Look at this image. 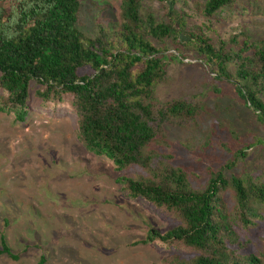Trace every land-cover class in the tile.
I'll use <instances>...</instances> for the list:
<instances>
[{"label": "rangeland", "instance_id": "obj_1", "mask_svg": "<svg viewBox=\"0 0 264 264\" xmlns=\"http://www.w3.org/2000/svg\"><path fill=\"white\" fill-rule=\"evenodd\" d=\"M78 2L76 25L83 38L103 30L104 38L118 46L122 0ZM205 2L175 0L171 9L183 23V34L148 37L169 58L152 89V111L176 101L194 111L191 117L155 120L149 146L155 159L149 168L130 165L116 171L109 160L88 152L69 94L42 101L36 96L42 87L31 82L21 121L12 111H0V237L16 256L2 255L0 264H37L40 256L44 264H191L205 253L175 240L142 242L150 230L162 235L181 226L179 214L131 197L117 180L160 183L164 174L182 171L195 192L204 190L217 171L245 186L264 182V124L232 83L215 79V68L205 64L187 35H201L215 49L222 42L230 53L243 42L264 44V0H236L209 17L203 14ZM168 6L164 0H139L138 12L142 19L151 15L166 24ZM236 67L230 62L227 71L233 76ZM88 73L87 68L78 72ZM258 97L264 103V92ZM5 104L0 89V107ZM220 198L233 234L226 245L229 254L251 255L264 264V209L253 202L251 223L243 225L234 217L232 189L221 190Z\"/></svg>", "mask_w": 264, "mask_h": 264}, {"label": "trees", "instance_id": "obj_2", "mask_svg": "<svg viewBox=\"0 0 264 264\" xmlns=\"http://www.w3.org/2000/svg\"><path fill=\"white\" fill-rule=\"evenodd\" d=\"M8 1L11 3L7 8L0 5V89L6 93L8 105L0 111H12L21 121L31 82L42 87L36 91L42 101H58L61 95L69 94L79 118L78 136L88 152L109 160L116 171L130 165L149 168L155 159L149 149L155 138V120L194 114L191 106L181 101L157 111H152L149 103L153 86L163 78L169 58L148 37L160 40L183 34V23L171 9L175 0H164L170 7V22L166 24L156 23L151 15L142 19L139 0H122L118 46L104 38L103 30L92 39L83 38L76 25L78 0ZM235 1L206 0L203 14L212 16ZM187 35L205 64L215 68V79L232 83L243 104L264 124V103L258 97L264 92V44L243 42L230 53L224 51L222 42L215 49L201 35ZM247 51H252L250 56H244ZM230 62L237 64L233 76L227 71ZM83 68L89 73L79 75ZM117 181L131 197L174 210L182 219L181 226L162 235L150 230L143 243L175 240L205 253L191 264H261L251 255L236 258L229 254L226 245L233 241V234L220 191L232 189L234 217L249 225L251 204L256 202L264 209V182L245 186L236 177L226 180L221 171L212 172L200 192L188 187L182 171L164 174L160 183L123 178ZM2 255L16 259L3 236ZM37 264H44L42 256Z\"/></svg>", "mask_w": 264, "mask_h": 264}]
</instances>
